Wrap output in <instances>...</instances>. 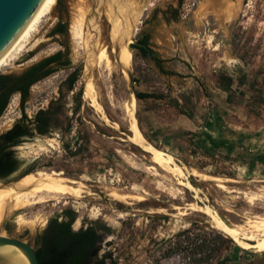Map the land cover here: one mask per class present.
Listing matches in <instances>:
<instances>
[{
  "label": "rangeland",
  "instance_id": "374dc122",
  "mask_svg": "<svg viewBox=\"0 0 264 264\" xmlns=\"http://www.w3.org/2000/svg\"><path fill=\"white\" fill-rule=\"evenodd\" d=\"M91 1L57 0L39 24L33 45L0 75L18 74L67 51L71 65L32 86L24 105L33 118L53 103V110L60 111L56 127L48 135L25 140L16 153L24 170H43L81 182L92 194L10 210L2 234L36 247L48 221L71 210L74 229L95 225L104 234L99 256L111 255L106 264H181V253L165 255L169 242L194 220L219 230L208 210L230 227L264 218V104L253 102L257 94L264 97V91H257L264 87V0H183L181 4L179 0H104L99 21H91L85 47L80 49L69 26L76 8L83 5L89 12ZM128 5L132 12L141 8L134 38L149 36L161 68L131 44L120 47L124 68L117 62L115 27ZM59 23L67 25L68 33L51 36ZM125 25L132 35L128 19ZM92 40L95 52H87ZM101 47L110 53V68L103 64L98 68ZM26 55L29 60L22 62ZM126 69L132 72L133 89ZM74 70H80L81 76L68 92L66 80ZM220 75L234 79L233 102L218 86ZM243 75L247 80L240 84ZM136 92L162 97L137 99ZM21 116L16 93L0 117V132ZM132 126L154 148L171 155L179 171L159 167L148 152L133 144ZM120 153L130 156L136 167ZM191 176L200 188L186 187ZM22 177L0 180V185ZM116 189L144 199L113 200L108 193ZM237 246L229 264H264V252Z\"/></svg>",
  "mask_w": 264,
  "mask_h": 264
},
{
  "label": "trees",
  "instance_id": "16d2710c",
  "mask_svg": "<svg viewBox=\"0 0 264 264\" xmlns=\"http://www.w3.org/2000/svg\"><path fill=\"white\" fill-rule=\"evenodd\" d=\"M57 33L58 35H66L68 33L67 25L59 23L51 35ZM148 41L149 36L145 35L139 43L131 44V48L138 49L143 58L152 57L156 65L161 68V61L155 55L150 56V50L147 47ZM70 65L71 61L67 51H58L26 68L22 73L0 75V117L7 108L11 97L16 93L21 94L22 117L16 121L13 128L5 136L33 138L36 135L35 131L40 135H48L56 127L53 122L60 111L53 110V103L50 107L40 110L33 118L27 116L24 105L30 98L32 86L60 68ZM80 76V70H74L70 73L66 80L68 92L75 89ZM246 80L247 76L243 75L239 83L243 84ZM234 84L232 77L218 76V86L228 94L229 102L234 100ZM252 87L254 88L255 84H252ZM257 91L263 92L264 87ZM135 95L137 99L162 97L161 95L142 92H136ZM253 102L264 104L263 95L254 96ZM3 137L0 136V139ZM24 141V139H17L13 143L19 144ZM14 165L12 153L3 152L0 149V177H8ZM31 171V168L25 170L23 176ZM214 176L224 175L215 173ZM229 177L233 178V176ZM189 182L195 188H200L199 182L193 176L189 178ZM75 220L74 212L65 210L63 218L55 216L48 221L42 233L39 234L35 247L40 264H106L107 260L111 258L110 254L99 256L104 238V234L100 233L99 228L95 225H89L74 230ZM106 231L108 230L106 229ZM238 249L237 243L224 232L194 220L190 222L189 227L174 235L173 241L169 242V248L165 255L171 257L172 253H181L183 256L181 264H229L232 261V254Z\"/></svg>",
  "mask_w": 264,
  "mask_h": 264
},
{
  "label": "bare ground",
  "instance_id": "6f19581e",
  "mask_svg": "<svg viewBox=\"0 0 264 264\" xmlns=\"http://www.w3.org/2000/svg\"><path fill=\"white\" fill-rule=\"evenodd\" d=\"M56 2L57 0L41 1L17 37L0 55V72L6 68L12 67L20 58L21 54L25 52L27 46L31 44L33 45L34 41L32 40L38 32L39 24L42 22L43 18H46V16L52 13ZM152 4L153 3L150 2L149 5L152 6ZM135 8L138 9L137 6ZM75 12V15H73L74 17L70 22L69 32L71 39L77 42L80 49H84V45L87 41L86 37L88 38V36H86V31H88V20H86V16L88 14L87 7L80 5L76 8ZM96 62L98 68H100L102 64L108 68L111 67L112 62L110 53L106 47H101L99 49L96 55ZM129 131L131 132L129 140L136 146L140 147L143 151L148 152L150 154V160L153 163L163 169L171 170V172L179 171L178 166H175V164L173 165V157L154 148L151 143L146 141L140 135V131L138 132L136 126H132ZM121 155L127 163H129L132 167H136V164L130 156H126L124 154ZM185 185L190 190L196 189L189 182H186ZM0 187V223L10 210L33 207L50 200H55L58 197L66 198V196H74V198H82L86 194H92V192L87 191V185L81 182L57 177L52 173H48L43 170L33 172L29 176L27 175V177L25 176L21 180L11 183L9 186L2 187L0 185ZM118 190L109 191L108 196L113 200L122 203H128V201H132V199H135V201H141L144 199L142 198L143 195L140 197L127 193H120ZM205 209H207V207ZM207 214L211 217L215 227L230 236L241 248L254 250L255 252H264L263 217L246 222L247 224L245 226L230 227L216 213L208 210Z\"/></svg>",
  "mask_w": 264,
  "mask_h": 264
},
{
  "label": "water",
  "instance_id": "95a60500",
  "mask_svg": "<svg viewBox=\"0 0 264 264\" xmlns=\"http://www.w3.org/2000/svg\"><path fill=\"white\" fill-rule=\"evenodd\" d=\"M42 0H0V55L7 49L12 41L17 37L25 24L28 22L32 14L35 12ZM104 0H92L90 4V10L88 12V29L92 27L91 21L98 22L100 18V11L103 7ZM116 4L113 2L114 12L116 11ZM146 10V7H143ZM132 8L126 6V13L120 15L121 21L116 29V37L114 39L115 53L117 62L123 67L119 60V51L122 45L137 44V40L140 36H135L136 27L135 20L140 16V7ZM126 19L129 20L133 34H129L125 30ZM131 39V40H130ZM95 52L94 40L90 42L88 50ZM29 60L28 55L21 58L22 62ZM129 78V86L131 89L134 87V80L132 72L126 69ZM31 173L26 174L25 176ZM24 176V177H25ZM22 177V178H24ZM18 179L17 181L21 180ZM12 182H9L2 187L9 186ZM190 183V182H189ZM191 184V183H190ZM1 188V187H0ZM5 219V217H4ZM4 219L0 223V264H40L36 253V248L26 241L16 239L2 234L4 227Z\"/></svg>",
  "mask_w": 264,
  "mask_h": 264
},
{
  "label": "flooded vegetation",
  "instance_id": "af4514ba",
  "mask_svg": "<svg viewBox=\"0 0 264 264\" xmlns=\"http://www.w3.org/2000/svg\"><path fill=\"white\" fill-rule=\"evenodd\" d=\"M179 2H180V4L183 2V0H179ZM56 35H58V33L57 34H55V35H51V36H56ZM145 35H147V34H141L140 35V39H138L137 40V43H139L142 39H143V37L145 36ZM148 49L150 50V56H153V55H155L154 54V52L151 50V48L149 47V44H148ZM149 58H151L152 59V57H149ZM153 60V59H152ZM154 61V60H153ZM155 62V61H154ZM52 65H54V64H52ZM24 71V70H23ZM22 71V72H23ZM22 72H20V73H22ZM40 82V81H39ZM20 94V93H19ZM20 96H21V94H20ZM40 110H42V109H40ZM39 110V111H40ZM38 111V112H39ZM37 112V113H38ZM37 113L35 114V116L37 115ZM34 116V117H35ZM22 117V116H21ZM20 117V118H21ZM19 118V119H20ZM54 121H55V119H54ZM16 123V122H15ZM14 123V124H15ZM54 123V122H53ZM14 124H13V126H14ZM13 126L12 127H10V128H7L5 131H3V132H0V136H4L3 138H1L0 139V149H2V151L3 152H10V153H12V158L14 159V161H15V165H14V167L12 168V171H11V173H10V175L8 176V177H4V178H1L0 177V180H7V179H9V178H11V177H22L23 176V173H24V169L22 168V164H21V160H20V158H19V156L17 155V153H16V149L20 146V144H22V143H19V144H16V143H13L15 140H17V139H24V140H27V139H30V138H28V137H23V136H13V137H10V136H5L12 128H13ZM36 132V135H40V134H38L37 133V131H35ZM74 230H76V229H74Z\"/></svg>",
  "mask_w": 264,
  "mask_h": 264
}]
</instances>
